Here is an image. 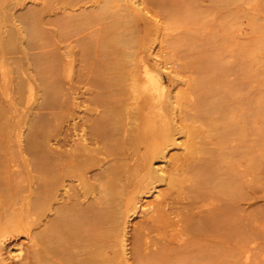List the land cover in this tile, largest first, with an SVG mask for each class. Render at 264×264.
Listing matches in <instances>:
<instances>
[{
  "label": "bare ground",
  "instance_id": "obj_1",
  "mask_svg": "<svg viewBox=\"0 0 264 264\" xmlns=\"http://www.w3.org/2000/svg\"><path fill=\"white\" fill-rule=\"evenodd\" d=\"M60 3L44 0L52 39L27 42L33 51H23L24 62L14 52L1 79L14 101L9 118L20 150L0 151V226H25L31 241L26 264H233L237 244L247 260L252 175L247 122L242 126L232 115L231 130L221 131L213 123L217 136H200L199 129L204 130L203 119H221L229 105L236 110L248 100L227 102L213 87L190 85L185 93L190 122L178 123L186 139L174 158L166 150L182 142H175L170 120L164 115L161 129H153L156 121L149 114L130 115L123 103L129 91L122 82L135 80L125 54L153 17L177 21L183 1ZM225 5L215 7L231 18V5ZM42 31L50 35L47 28ZM197 38L196 51L217 53ZM0 59L6 62L3 54ZM146 73L162 86L152 70ZM38 85L48 87L50 95L27 107L28 114H15V94L23 90L24 100ZM2 98L0 128L4 123L9 131L4 117L10 110ZM80 109L79 119H67ZM20 116L27 132L19 129ZM157 159L163 165L155 164ZM139 211L142 218L129 227Z\"/></svg>",
  "mask_w": 264,
  "mask_h": 264
},
{
  "label": "rangeland",
  "instance_id": "obj_2",
  "mask_svg": "<svg viewBox=\"0 0 264 264\" xmlns=\"http://www.w3.org/2000/svg\"><path fill=\"white\" fill-rule=\"evenodd\" d=\"M182 1V6L177 10L182 18L179 16L177 21L168 24L165 18L153 17L150 23H144V34L140 42L135 40L125 54L127 65L133 64L132 73L135 80L122 82V87L126 86L129 91V96L123 98V103L128 104L130 115L133 113L137 115L139 110L142 116L149 114L156 121L152 123L153 129H161L160 121L164 115L170 120L174 128L175 142H182L181 145H172L166 150L167 156L171 155L174 158L182 153L183 141L186 139L185 132H179L178 123L190 122L187 113L191 112V105L186 101L185 94L190 89V85L200 88L213 87L222 93V99L227 102L231 98H242L244 103L248 100L247 105L237 104L236 110L233 105H229V109L223 111L221 119H203L204 130L199 129V135L217 136L223 127L231 130L228 124L232 115L238 116V124L242 126L247 122L249 128L247 138L252 141L249 257L244 260L242 244H237L233 264H264V0ZM60 2L63 0H48V4L52 6H59ZM227 2L232 8L231 18L223 13L220 14V10L215 7L220 4L226 6ZM43 5L44 0H0V58L2 54L6 58L4 63L0 59V81L2 72L10 70L11 56H14V52L20 56L19 60L24 62L23 51H33L25 47L27 42L36 44L47 37L52 39L50 31L52 26L44 24L46 13L43 12ZM125 25H129L128 20ZM45 27L50 35L42 31L46 29ZM197 36L203 42L213 44L217 48V53L203 54L201 48L196 51L200 46ZM193 40L198 44L192 43ZM135 52L136 58L132 59L131 55ZM136 61L139 64L138 68L135 67ZM203 61L208 62L203 64ZM146 69L152 70L157 78L160 77L162 86L155 78L151 79L148 76ZM157 73L159 75H156ZM0 91V95L4 97L0 98L5 99L9 106H5L6 110L8 108L10 110L4 117V121L9 119V131L4 123L0 128V151L17 153L20 150L18 130L14 131L11 128L12 117L11 120L9 118L14 101L8 84L4 85L1 81ZM23 93L24 91L21 90L19 94H15L19 101L14 104L15 114L25 113L27 107L35 106L41 98L50 95V89L45 85H38L24 100ZM70 98H66V106ZM81 109L78 114L70 118L64 115L60 120L65 121L66 118L71 120L72 117L79 119V115H83ZM206 113L203 111L202 114ZM50 117L53 118V114ZM180 117H183L182 120ZM17 120L21 132L28 128L22 125L21 116ZM213 123L219 126V131L210 128ZM195 125L199 124L195 123ZM155 164L163 165L161 159H157ZM151 199L153 195L145 196L141 204L146 205ZM142 215L139 211L137 216L129 219L131 220L129 227L133 224L135 226ZM25 229L22 223L0 226L2 235L0 264L27 263L26 255L30 250L31 241L25 234ZM18 253L21 255L17 257ZM121 263L128 262L122 260Z\"/></svg>",
  "mask_w": 264,
  "mask_h": 264
}]
</instances>
